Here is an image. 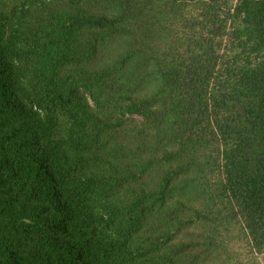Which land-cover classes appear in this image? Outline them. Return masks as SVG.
<instances>
[{"label":"trees","instance_id":"trees-1","mask_svg":"<svg viewBox=\"0 0 264 264\" xmlns=\"http://www.w3.org/2000/svg\"><path fill=\"white\" fill-rule=\"evenodd\" d=\"M0 264H264V0H0Z\"/></svg>","mask_w":264,"mask_h":264}]
</instances>
